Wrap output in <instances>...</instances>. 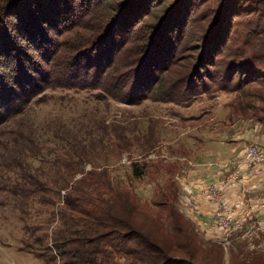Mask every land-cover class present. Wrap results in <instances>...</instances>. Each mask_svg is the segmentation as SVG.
<instances>
[{
  "label": "trees",
  "instance_id": "1",
  "mask_svg": "<svg viewBox=\"0 0 264 264\" xmlns=\"http://www.w3.org/2000/svg\"><path fill=\"white\" fill-rule=\"evenodd\" d=\"M239 2L251 8H243L241 14L249 11L256 18L237 20ZM105 3L96 0L97 6L92 9L90 1L83 7L72 0H0V92L10 94L8 102L0 104V221L8 214H15L20 231L14 240L20 252L32 254L44 264H201L190 254H186L189 258H176L173 250L159 246L133 219L123 214L121 206L118 210L110 206L106 199L109 191H99L93 182L86 183L85 179L73 183L76 165L84 158L83 154L73 155L81 139L64 129L65 132L44 128L43 134H36L40 122L31 118L29 111L43 87L55 89L62 82L61 73L65 74L71 67H78L84 75L72 79L75 88L97 91L95 98L101 101L132 104L146 99L169 102L175 97L195 100L207 93L215 79H220L217 87L227 91L233 75L242 71L245 79L238 82L243 87L236 86L230 91L237 94L240 113L247 112L253 117L260 114L259 120L264 122V94L244 90L250 82L264 83V0L214 3L210 14L217 20L212 30L204 28L207 38L198 36L199 40L192 27L197 19H188L190 8L185 4L172 8L158 27L159 34L169 18L175 19L176 33H171L167 45L174 44L176 52L182 41L198 40L202 51L200 64L189 76L180 72L168 79L163 74L170 70L169 65L174 66V54L167 57V49L161 50L166 61L153 65L152 70L158 72L137 86L139 92L134 93L125 92L124 84L126 87L130 78L136 85L140 81L138 73L143 61L139 62L137 57L143 45L132 52L130 37L142 27L141 18L147 12L133 11L132 6L128 12L125 9L118 12L119 5ZM99 4L104 5L99 7ZM182 6L183 12H179ZM109 26L111 32H105L103 28ZM200 26L203 28L202 23ZM145 38L144 30L140 44ZM37 43L47 52L42 57L45 70L33 72L31 64H36V55L29 53ZM222 66L225 68L220 74ZM34 79L39 84L37 87L31 84ZM204 86L208 87L204 89ZM10 125H15L12 132ZM51 142L55 150L47 156L39 146ZM87 143L83 141L84 145ZM134 175L139 178L142 173ZM34 206L45 209L47 216L42 222L36 221L39 213ZM48 207L50 212L46 210ZM180 224L177 220L178 230L183 231Z\"/></svg>",
  "mask_w": 264,
  "mask_h": 264
},
{
  "label": "rangeland",
  "instance_id": "2",
  "mask_svg": "<svg viewBox=\"0 0 264 264\" xmlns=\"http://www.w3.org/2000/svg\"><path fill=\"white\" fill-rule=\"evenodd\" d=\"M87 1L91 2L92 9L96 8V0H72L78 6L83 4V7ZM223 1L210 0L202 3L201 0H105L107 5H119L118 12L124 9L128 12L130 6L133 11L147 12V15L141 18L142 27L130 37L132 52L143 45L140 50L142 53L137 57L139 62L143 61L138 73L140 81L136 85L130 78L126 87L124 84V91L139 92L136 87L145 84L148 77L151 78L158 72L152 68L153 65L159 66L162 61H166L162 58L161 50L167 49V57L174 54V66H168L171 68L163 74L164 77L173 79L180 72H186L189 76L196 65L200 64L198 59L202 56L198 36L207 38L204 28L209 27L212 30L217 20L210 14L211 7L214 3ZM240 2L236 8L239 14L237 20L256 18L257 15L248 14L249 11L248 15L241 14L243 8H251ZM182 4L191 10L188 19H197V22L191 25L198 33V40L190 43L184 40L174 52V44L168 46L167 40L170 39L171 33H176V25L173 24L175 19L166 20L168 23L166 22L160 34L158 27L172 8ZM103 5L99 4V7ZM184 6L178 8L179 12H183ZM201 23L203 28H200ZM104 29L105 32H111L112 27ZM144 30L147 39H142L140 44V36ZM155 34L159 35L152 41ZM38 44L35 48L31 47L32 52L29 53L36 55H32L36 58V64H31L35 68L33 72L45 70L42 69L45 66L42 57L46 56L47 52ZM149 58L153 59L152 62ZM146 59L148 61L145 62ZM224 68H220V74H223ZM78 69L71 67L66 72L62 71L65 73L59 76L62 82L56 85L55 89L45 90L43 87L44 91L36 97L37 103L29 111L30 117L40 122L36 134H43L44 128L62 131L64 129L67 134L77 135L81 139L80 146L73 155L83 154L84 158L76 165L72 182L85 179L86 183L93 182L99 191H109L106 199L110 206L117 210L121 206L126 217L133 219L142 232L149 235L159 246L165 250H173L176 258H189L186 254H190L201 264H264V234L259 231L256 233L255 228L248 224L249 216L244 217L240 230L226 236L215 226L213 220L209 222V219L201 218L206 215L200 216L198 209L202 204L193 195L195 184H206L212 180L210 178L217 177L219 171L223 172L222 177L226 178L229 174L224 175L225 171H239V165L244 171L240 169L239 175L232 173L231 178H226L224 182L228 185L229 180L242 181L244 178L240 176L244 173L264 175L254 172L256 167L262 166L260 163L246 159L249 145L236 142V146L228 147L223 144L226 140L243 137L247 130H252L259 123L264 127V122L259 120L260 114L253 117L247 112L240 113L237 105L239 102L236 101L237 94L230 91L236 86L239 89L243 87L238 82L245 79L242 71L233 75V81L227 91L220 90L216 85L220 79H215L214 85L207 89V93L195 100L186 101L181 99L182 97H175L169 102L146 99L132 104L101 101L95 98L96 94H99L97 91L75 88L72 79L84 76ZM94 71L93 69L91 73ZM167 81L166 85H169L170 80ZM31 84L35 87L39 85L36 79ZM206 87L208 86H204V89ZM244 90H250V94L256 92L263 95L264 83L261 80L250 82L245 85ZM157 92L158 90L153 94ZM9 97V93L0 92V104L8 102ZM45 122L48 124H44ZM9 128L12 132L15 125H10ZM31 128L32 126L28 130ZM83 141H88L90 148L84 147L87 144L84 145ZM43 146L39 147L45 155L55 150L52 142ZM258 148L264 154V147ZM21 153L25 154L22 150ZM135 172H141V177L136 178ZM207 173L212 176L209 177ZM34 208L39 213L36 221L45 220V209L42 206ZM46 210L51 211L49 207ZM14 216L15 214H8L0 221V264H44L34 255L20 252L14 240L16 235L19 236L20 224ZM174 219L182 222L179 226L183 231L178 230L177 220L175 222Z\"/></svg>",
  "mask_w": 264,
  "mask_h": 264
},
{
  "label": "crops",
  "instance_id": "3",
  "mask_svg": "<svg viewBox=\"0 0 264 264\" xmlns=\"http://www.w3.org/2000/svg\"><path fill=\"white\" fill-rule=\"evenodd\" d=\"M237 144L243 145H257L264 147V127L259 123L253 127L252 130H247L243 137L229 139L223 142L226 146H236ZM226 146L224 148H226ZM241 151V150H240ZM241 155V154H240ZM241 158V157H240ZM239 158V159H240ZM239 165V164H238ZM244 171L241 165L238 166V170ZM239 171H225L224 175H228L226 178L230 177L238 173ZM217 177H212L211 181H208L206 184L201 186L194 185L193 195L194 198L198 200L200 204H202L198 210L200 212V216L202 219H209V222L213 220L214 222V215L218 210L227 209L232 210L238 218L248 217L250 218L249 225L252 228H255L256 233L264 234V208L258 207L257 203L259 199H264V175L257 176V175H247L244 173L241 175L242 181H237L238 179L229 180V185L226 187L224 191L223 199L219 203H214L211 201L206 200L202 197L201 192L205 188V186L209 183L220 181L221 179L224 181L226 178L222 177L223 172H217ZM233 173V174H232ZM209 177L210 173H207ZM264 174V173H259ZM219 176V177H218ZM221 177V178H220ZM248 177V178H246ZM238 178V176H237ZM247 180H246V179ZM238 183H237V182ZM197 182V181H196ZM195 182V183H196ZM249 204H253L251 207L248 206ZM201 210V211H200ZM254 217V219H253Z\"/></svg>",
  "mask_w": 264,
  "mask_h": 264
},
{
  "label": "built area",
  "instance_id": "4",
  "mask_svg": "<svg viewBox=\"0 0 264 264\" xmlns=\"http://www.w3.org/2000/svg\"><path fill=\"white\" fill-rule=\"evenodd\" d=\"M246 159L254 160L256 163H260L261 167H256L254 172L264 173V154L256 145H249L247 148ZM228 186L227 182L216 181L209 183L202 190L201 195L208 201L219 203L224 196V191ZM258 207L264 208V199H259L257 203ZM243 218H238L232 210L222 209L218 210L214 215L215 226L222 231L226 236H229L232 232H237L242 228Z\"/></svg>",
  "mask_w": 264,
  "mask_h": 264
}]
</instances>
